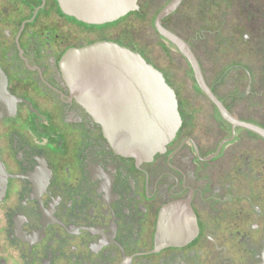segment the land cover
Here are the masks:
<instances>
[{"label": "flooded vegetation", "instance_id": "obj_1", "mask_svg": "<svg viewBox=\"0 0 264 264\" xmlns=\"http://www.w3.org/2000/svg\"><path fill=\"white\" fill-rule=\"evenodd\" d=\"M172 1L94 24L61 0H0V264H264V0H181L160 18L200 82L156 28ZM103 42L173 90L163 151H115L68 81L67 57Z\"/></svg>", "mask_w": 264, "mask_h": 264}, {"label": "water", "instance_id": "obj_2", "mask_svg": "<svg viewBox=\"0 0 264 264\" xmlns=\"http://www.w3.org/2000/svg\"><path fill=\"white\" fill-rule=\"evenodd\" d=\"M173 0L156 23L158 32L172 42L192 64L200 82L197 62L189 46L165 30L160 18L172 13ZM138 0H61L67 13L91 23L112 22L138 9ZM68 81L80 91L83 105L115 151L149 157L163 151L177 134L181 119L173 90L163 74L140 54L110 42L75 50L64 62ZM10 102L7 80L0 68V106Z\"/></svg>", "mask_w": 264, "mask_h": 264}, {"label": "rangeland", "instance_id": "obj_3", "mask_svg": "<svg viewBox=\"0 0 264 264\" xmlns=\"http://www.w3.org/2000/svg\"><path fill=\"white\" fill-rule=\"evenodd\" d=\"M141 27H143V25H141ZM145 30H146V33H147V34H146V37H148V38H146V41H147V43H150V45H151V42L153 41V39H149V36L152 34V33H151V30H150V29H149V30L145 29ZM149 31H150V33H149ZM155 38H157V37H154V39H155ZM155 46H156V44H155ZM156 48H157L158 51H159V55L162 54V52H161L160 49H159L160 47H156ZM161 59H162V56H161ZM162 60H164V59H162ZM162 62H163V61H162Z\"/></svg>", "mask_w": 264, "mask_h": 264}]
</instances>
